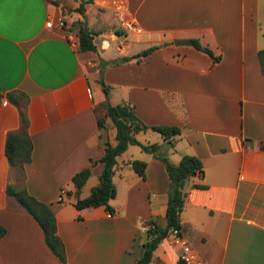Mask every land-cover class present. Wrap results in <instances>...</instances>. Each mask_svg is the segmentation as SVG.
<instances>
[{
	"label": "crops",
	"instance_id": "crops-1",
	"mask_svg": "<svg viewBox=\"0 0 264 264\" xmlns=\"http://www.w3.org/2000/svg\"><path fill=\"white\" fill-rule=\"evenodd\" d=\"M69 6L78 2L0 0V225L6 229L0 264H134L144 223L152 218L165 225V165L137 145L117 157L113 214L104 206H74L99 183L105 143L116 144L104 86L110 103H128L147 126L180 128L167 150L173 163L193 155L203 165V174L184 186L180 241L163 239L150 264H176L184 244L191 264H264V75L257 57L264 49V0H91L86 26ZM60 16L64 28L56 24ZM124 22H134L136 30H125ZM81 24L95 32V51L79 50ZM173 39H196L219 59ZM152 46L147 56L132 58ZM9 92L23 94L13 98H20L33 145L20 182L50 205L64 263L33 216L6 192L16 181L5 140L21 129ZM135 136L165 147L151 128ZM133 160L146 162L144 178L132 169ZM87 167L77 195L72 177Z\"/></svg>",
	"mask_w": 264,
	"mask_h": 264
},
{
	"label": "trees",
	"instance_id": "trees-1",
	"mask_svg": "<svg viewBox=\"0 0 264 264\" xmlns=\"http://www.w3.org/2000/svg\"><path fill=\"white\" fill-rule=\"evenodd\" d=\"M78 6L76 11L84 15L85 4L91 0H76ZM82 23V21H81ZM95 32L87 29L83 24L79 28V50L80 51H95L96 46L93 42ZM193 47L197 50L209 55L214 62L218 61L219 56L214 55L213 51L206 45L201 44L198 40L193 39ZM156 47L152 46L142 50L141 52L132 56V58L139 60L147 56ZM261 72L264 75V49L257 52ZM102 64H105L103 62ZM106 101L104 104L105 116L108 117L116 130V144L111 145L106 142L104 147V154L100 158L103 163V169L99 176V183L94 187L88 196L77 199L74 203L76 209L86 207L104 206V208L113 214L114 209L109 204V201L115 197V188L112 177L117 164V157L123 153L129 145H137L143 151L152 154L160 159L164 165L169 179V187L167 191V204L165 211V225L161 226L156 220L150 218L144 223V240L141 243V255L134 264H150L154 250L158 244L165 239L171 229L181 230L180 213L183 209L186 192L184 186L186 181L194 175L203 174V165L201 160L193 155H183L178 163H173L168 155L167 150L172 147V139L180 134L178 126L170 125H156L147 126L135 115L133 108L128 103H119L112 105L107 98L108 88L104 86ZM15 93L9 92L6 97L11 102L18 105L17 99L13 98ZM23 95V94H22ZM4 95L0 93V104ZM21 117V129L19 131L8 132L5 140V154L9 165L13 170H19L23 174L24 165L31 161L32 155V141L27 131L28 121L22 110V106L18 105ZM103 120L97 118L98 127L103 126ZM151 128L161 134L165 140V147L161 144L152 143L144 144L136 138V133L145 131ZM146 162L142 160H133L131 167L140 177H145ZM90 174V168H84L75 173L72 177V183L75 187V192L78 195L82 186L86 182ZM9 196H12L17 203L28 211L43 231L44 240L51 252L64 263L66 261L65 247L61 238L57 234V225L54 213L50 205L38 201L31 196L24 186H17L16 184H9L6 188ZM6 229L0 225V237L3 236ZM176 264H185V262L178 258Z\"/></svg>",
	"mask_w": 264,
	"mask_h": 264
},
{
	"label": "built area",
	"instance_id": "built-area-1",
	"mask_svg": "<svg viewBox=\"0 0 264 264\" xmlns=\"http://www.w3.org/2000/svg\"><path fill=\"white\" fill-rule=\"evenodd\" d=\"M51 23H52V20H49L47 22L48 25H51ZM56 24L58 27L64 28L66 26V22H65L64 17L63 16L58 17ZM123 28L127 31H135L136 30V24L134 22H124ZM70 40L74 44L78 43L77 38L75 39V38L71 37ZM62 193H63V191H61V195H62ZM110 215L111 214L109 213V216ZM179 235H180L179 230L171 229L169 231V234L167 237L170 236L175 240V242H179L180 241ZM179 258L182 259L185 262V264H191L192 263L193 256L190 254L189 247L186 246L185 244L182 248L181 253L179 254Z\"/></svg>",
	"mask_w": 264,
	"mask_h": 264
},
{
	"label": "water",
	"instance_id": "water-1",
	"mask_svg": "<svg viewBox=\"0 0 264 264\" xmlns=\"http://www.w3.org/2000/svg\"><path fill=\"white\" fill-rule=\"evenodd\" d=\"M83 20H84V25L86 26V16L83 15ZM173 43L175 45H192L193 42L191 39H173ZM125 60L124 59H121L119 58L118 59V62H124ZM99 80H100V83L101 85H103V69H100L99 70Z\"/></svg>",
	"mask_w": 264,
	"mask_h": 264
},
{
	"label": "rangeland",
	"instance_id": "rangeland-1",
	"mask_svg": "<svg viewBox=\"0 0 264 264\" xmlns=\"http://www.w3.org/2000/svg\"><path fill=\"white\" fill-rule=\"evenodd\" d=\"M67 1L70 2L72 0H67ZM76 8H77V6L76 7L69 6L68 7V10L69 11H75V12H77L76 11ZM262 26H263V29H264V22H262ZM116 101H118V100L116 98H113L112 101H111V103L116 104ZM118 103H120V102H118ZM12 178L16 181L15 183H16L17 186H20L21 185V182H20L21 181V174L19 173V170H13Z\"/></svg>",
	"mask_w": 264,
	"mask_h": 264
}]
</instances>
